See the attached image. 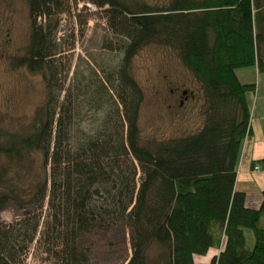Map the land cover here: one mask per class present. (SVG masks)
Wrapping results in <instances>:
<instances>
[{"label": "trees", "instance_id": "obj_1", "mask_svg": "<svg viewBox=\"0 0 264 264\" xmlns=\"http://www.w3.org/2000/svg\"><path fill=\"white\" fill-rule=\"evenodd\" d=\"M62 1L25 0L28 41L14 64L40 75L45 98L24 129L0 126V211L23 209L0 224V264L21 263L38 233L59 264H113L94 259L80 241L117 224L128 234L124 264H196L199 256L209 264H264V190L252 208L235 188L257 88L236 70L264 72V0H91L123 44L113 75L100 80L92 104L101 115L88 130L74 128L81 105L54 63L61 49L50 23ZM150 45L177 51L204 109L198 129L142 142L143 95L130 63Z\"/></svg>", "mask_w": 264, "mask_h": 264}, {"label": "rangeland", "instance_id": "obj_2", "mask_svg": "<svg viewBox=\"0 0 264 264\" xmlns=\"http://www.w3.org/2000/svg\"><path fill=\"white\" fill-rule=\"evenodd\" d=\"M148 1L166 5L170 0ZM62 6L63 10L56 12L50 23L56 26L61 49L54 63L57 70H62L61 77L64 75L71 96L76 94L77 103L81 105V115L73 121L74 128L88 130L101 115V110L92 104L101 95L100 80L113 75L122 55L123 42L106 23L104 7H98L91 0H63ZM262 14L264 30V8ZM28 35L25 0H0V126L12 130L27 127L33 112L45 98L40 75L14 64L15 58L25 51ZM130 68L143 95L138 117L142 142L164 140L201 126L204 109L201 92L177 51L147 46L137 52ZM236 73L241 82L257 85L255 93L250 95L251 111L255 116L252 121L255 123L257 118L258 123L264 124V72L258 73L251 66L239 68ZM45 211L47 208L43 206L41 214ZM22 212V208L8 205L0 211V224L18 220ZM245 235L247 244L251 245L252 232L246 229ZM80 244L85 251L93 252L94 259L113 264H124L125 255L129 256L130 252L128 234L122 224L108 233L97 231L82 239ZM48 246L49 243L36 234L19 264H59L52 253L44 251ZM156 252L154 245L150 253L155 255Z\"/></svg>", "mask_w": 264, "mask_h": 264}, {"label": "crops", "instance_id": "obj_3", "mask_svg": "<svg viewBox=\"0 0 264 264\" xmlns=\"http://www.w3.org/2000/svg\"><path fill=\"white\" fill-rule=\"evenodd\" d=\"M254 117L252 116L253 120ZM252 119L251 136L245 140L239 156L235 188L245 192V203L248 207L256 208L261 203V192L264 190V172L253 170L251 163L264 159V124L258 123L257 118L253 123ZM202 262L209 264L208 258L196 257V264Z\"/></svg>", "mask_w": 264, "mask_h": 264}, {"label": "built area", "instance_id": "obj_4", "mask_svg": "<svg viewBox=\"0 0 264 264\" xmlns=\"http://www.w3.org/2000/svg\"><path fill=\"white\" fill-rule=\"evenodd\" d=\"M263 166H264V164L263 165H255L254 169L255 170H261V169H263Z\"/></svg>", "mask_w": 264, "mask_h": 264}]
</instances>
